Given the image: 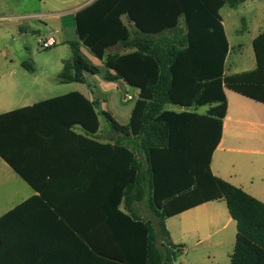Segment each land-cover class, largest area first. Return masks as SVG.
Wrapping results in <instances>:
<instances>
[{
  "label": "trees",
  "instance_id": "1",
  "mask_svg": "<svg viewBox=\"0 0 264 264\" xmlns=\"http://www.w3.org/2000/svg\"><path fill=\"white\" fill-rule=\"evenodd\" d=\"M245 1L95 0L74 16L77 41L68 43L71 59L63 62L59 82L86 83L83 74H89L139 90L129 124L122 127L108 113H96L94 105L77 93L0 115V158L34 188L30 157L23 154L21 136L31 130L28 120H23L35 113L61 109L66 130L79 125L90 134L98 130V117H102L115 132L136 137L146 170L135 152L118 142L100 146L69 132L96 145L103 154L101 214L104 237L113 249L111 254L109 250L101 253L90 244L89 252L102 254V264H174L181 249L171 243L165 220L219 200L236 223L229 264H264V203L213 177L210 171L226 112L224 89L264 103V32L252 41L256 69L224 74L228 41L219 12L225 5L234 9ZM80 47L101 67L87 61ZM22 66L32 71L26 63ZM169 104L215 106L207 115L198 116L166 111ZM5 145H13L14 152L5 151ZM148 189L154 222L142 220L129 207L118 210L121 202L127 205V199L143 200ZM19 209L0 218V264H15L16 249L18 255L29 254L19 249V239L29 238L31 229L12 222Z\"/></svg>",
  "mask_w": 264,
  "mask_h": 264
},
{
  "label": "crops",
  "instance_id": "2",
  "mask_svg": "<svg viewBox=\"0 0 264 264\" xmlns=\"http://www.w3.org/2000/svg\"><path fill=\"white\" fill-rule=\"evenodd\" d=\"M38 1L41 2V0ZM57 1L61 5L65 4V1ZM68 1L73 6L67 10L42 14L28 12L19 16V19L26 21L44 17L50 22L59 20L63 23L66 16L68 20H72L75 29V14L95 0ZM40 25L43 24L40 23ZM43 27L45 29L47 25L44 24ZM30 31L40 32L37 28ZM51 33L55 34L50 32L47 35ZM64 39L63 43L66 45L77 41L76 32L73 40ZM81 50L82 47H80ZM231 51L232 47L228 41V54L224 66L226 76L256 69L255 66L250 71L229 72L233 66L228 67ZM89 58L90 63L101 67V63L92 55ZM83 75L86 83L64 84L58 79L59 84L69 88L62 94L37 99L35 96L25 97L18 101L20 104L12 107L10 102H4L0 104V115L70 93H77L94 105L96 113L106 112L119 126L126 127L138 100L139 90L127 86L122 81L106 82L98 75ZM224 95L226 112L222 119L220 141L210 160L211 174L264 203V103L228 89H224ZM127 97H131V100ZM214 106V104H207L182 108L169 104L165 106V110L174 114L187 112L205 116ZM35 114L23 120H28L27 124L31 130L27 135L21 136L25 141L23 154L30 157L28 167L32 171L31 178L35 188L22 180L0 158V218L21 207L12 222L17 227L31 229L29 238L25 235L19 239L22 244L19 249H24L29 254L25 252L18 255L16 249L14 263L102 264V254L91 255L89 252L90 244H93L101 253L109 250L111 254L113 249L112 243L107 242L108 237H104L101 214L104 202V158L101 149L80 138L100 146L118 142L128 150L134 151L138 161L142 163L143 170H146L144 157L137 149L138 140L130 132L126 134L115 132L102 117H98V130L90 134L79 125H73L66 130L61 121L63 116L61 109H47ZM69 132L80 138L72 137ZM5 151L13 153L14 146L5 145ZM148 180L146 175V186ZM149 195L148 189L143 200L130 202L127 199V205L121 202L118 210L124 211L129 207L142 220L153 221L148 206ZM165 227L171 243L181 249V254L174 264L230 263L237 231L236 223L230 217L223 201L199 204L171 216L165 220ZM74 228L80 229L81 232H73L71 229Z\"/></svg>",
  "mask_w": 264,
  "mask_h": 264
},
{
  "label": "rangeland",
  "instance_id": "3",
  "mask_svg": "<svg viewBox=\"0 0 264 264\" xmlns=\"http://www.w3.org/2000/svg\"><path fill=\"white\" fill-rule=\"evenodd\" d=\"M61 1L65 4L61 5L57 0H0V104L10 102L12 107L25 97L35 96L37 99L69 90L59 84L58 79L63 62L71 59V50L63 42L64 38H75L72 20L66 16L63 23L59 20L50 22L44 17L26 21L19 19L28 12L56 13L73 6L68 0ZM219 14L232 47L228 67L233 66L229 72L253 70L256 64L252 40L264 31V0H247L236 9L225 5ZM40 23L47 27L44 29ZM35 28L40 32L30 31ZM50 32H55L53 38L57 43L50 49L41 50L38 40ZM81 54L91 62V54L83 47ZM23 63L32 71L24 68Z\"/></svg>",
  "mask_w": 264,
  "mask_h": 264
},
{
  "label": "built area",
  "instance_id": "4",
  "mask_svg": "<svg viewBox=\"0 0 264 264\" xmlns=\"http://www.w3.org/2000/svg\"><path fill=\"white\" fill-rule=\"evenodd\" d=\"M53 33L47 35L45 38L38 40V46L41 50H47L56 45V42L53 38ZM128 100H131V97H127Z\"/></svg>",
  "mask_w": 264,
  "mask_h": 264
}]
</instances>
